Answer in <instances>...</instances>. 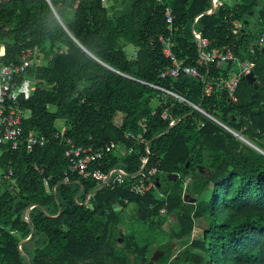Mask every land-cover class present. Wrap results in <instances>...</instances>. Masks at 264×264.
<instances>
[{
  "label": "trees",
  "instance_id": "1",
  "mask_svg": "<svg viewBox=\"0 0 264 264\" xmlns=\"http://www.w3.org/2000/svg\"><path fill=\"white\" fill-rule=\"evenodd\" d=\"M119 2L13 0L0 5V45L5 47L0 63L23 65L36 86L31 100L21 103L30 113L24 136L48 141L32 153L22 148L0 159V264L86 262L84 257L104 250L105 212L122 200L137 208L139 224L148 229L163 230L160 212L165 209L177 218L172 238L187 249L174 260L169 251L165 264H264V48L251 54L264 35V4L220 0L216 14L208 15L213 0H137L130 13L112 19L110 6ZM168 10L175 16L172 34ZM249 15L258 17L255 27L235 51L234 24L243 28ZM194 31L209 41V52L230 50L237 58L222 68L217 63L199 69L213 85L210 94L208 83L188 75L160 78L170 66L163 36H172L178 61L198 68ZM128 48L135 54L130 56ZM248 62L259 85L256 89L241 80L233 102L224 84L233 80L239 63ZM57 124L66 127L65 138L76 146L98 150L113 142L124 151L134 149L98 165L103 173L123 169L130 175L124 177L126 184L93 194L91 208L77 204L81 185L80 202L99 185L77 176L65 182L68 162L56 138ZM144 127L145 142L133 145L125 139ZM149 155L146 171L157 170L160 189L137 196L126 185L137 179ZM200 166L211 178L201 174ZM34 205L52 217L62 212L53 219L40 208L30 213L34 235L22 248L27 259L19 244L31 235L25 212ZM136 241L129 234L125 246ZM138 245V257L124 264L148 263L149 245Z\"/></svg>",
  "mask_w": 264,
  "mask_h": 264
},
{
  "label": "built area",
  "instance_id": "2",
  "mask_svg": "<svg viewBox=\"0 0 264 264\" xmlns=\"http://www.w3.org/2000/svg\"><path fill=\"white\" fill-rule=\"evenodd\" d=\"M13 0H0V5ZM162 2V0H159ZM215 7H218V0L213 1ZM174 13L168 10L166 19L169 26V32H173ZM2 20L0 18V27ZM235 30L239 32L241 25L234 24ZM195 38L200 44V57L197 63L198 68L187 67L182 62L178 61L174 54L175 43L172 36L160 38V43L163 45V52L165 59L170 63L160 75V78L178 79L181 75H188L195 79L208 83L207 93L210 94L213 90V85L201 74L200 70L203 67L211 64H225L233 60L234 54L230 51L213 50L208 51L210 43L206 39H202L199 35ZM259 45L264 46V35L260 38ZM254 52V49L252 50ZM4 55H0V60ZM252 72V64H247L239 73L235 74L233 80L225 82L224 89L229 93L230 99L233 102L237 101L236 93L242 77ZM36 91L35 83L32 79L26 77V69L23 65H2L0 63V159L6 152H16L25 148L28 153H32L35 149L44 148L48 141L44 137L24 136V122L30 118V113L23 110L21 103L30 101ZM199 109V107H196ZM201 110V108L199 109ZM174 125V122H171ZM58 129L57 139L62 140L63 146L66 148L65 157L67 160V168L65 172V182L69 181L70 176H77L84 180H94L98 185L118 184L124 185L127 173L120 168H112L108 172L103 173L98 165L104 162L113 154H118L121 147L116 143H111L101 149L85 148L76 146L72 139L65 138L67 129L65 126L56 127ZM147 130L144 127L143 133L135 136L132 134L126 135V140L133 145L145 142L144 136ZM146 152L149 153L147 145H145ZM133 149L128 153L131 154ZM147 159H143V166L146 164ZM148 165V164H147ZM146 165V167H147ZM97 166V167H96ZM135 177L136 182L132 186V191L137 195H146L151 193L155 187V175L157 170L150 169L146 171V167ZM95 167V169H93ZM9 176H13V171L9 170ZM46 184H48L46 182ZM163 214H166L164 211Z\"/></svg>",
  "mask_w": 264,
  "mask_h": 264
},
{
  "label": "crops",
  "instance_id": "3",
  "mask_svg": "<svg viewBox=\"0 0 264 264\" xmlns=\"http://www.w3.org/2000/svg\"><path fill=\"white\" fill-rule=\"evenodd\" d=\"M120 2L118 3V7L115 5V7H117L116 9L118 10L119 8H121L122 6H123V3L124 2H126L125 0H119ZM214 1V0H213ZM219 1V3H218V7L216 8L215 7V5H214V7L218 10L219 8H220V6H221V2H220V0H218ZM214 4V3H213ZM261 4H264V3H261ZM173 11V10H172ZM211 12V11H210ZM130 13V12H129ZM128 14V13H127ZM120 17V16H119ZM119 17H117V18H119ZM240 24V23H239ZM241 25V24H240ZM253 27H255V26H253ZM244 28V27H243ZM242 28V25H241V30L243 29ZM254 29V28H253ZM252 29V30H253ZM240 30V31H241ZM239 31V32H240ZM239 32H237V33H239ZM252 32V31H251ZM250 32V33H251ZM194 34H196V35H198L195 31H194ZM245 34H249V33H245ZM195 36V35H194ZM200 36V35H199ZM164 37V36H163ZM201 37V36H200ZM261 37H263V36H261ZM260 37V38H261ZM260 38H259V40H258V42H257V46L256 47H252L251 48V54H254L255 53V51H256V49L257 48H259V49H261V48H264V46L263 47H261L260 45H259V41H260ZM237 43H238V40L236 41V43L234 44V47H235V45L236 46H238L237 45ZM0 48H2L3 50H4V54L3 55H5V47L4 46H1L0 45ZM129 50H132L131 48H128ZM254 49V52H252V50ZM233 50H235V49H233ZM134 51V50H133ZM225 51H230V50H225ZM230 52H232L233 54H234V52L233 51H230ZM164 53V52H163ZM134 54H135V51H134ZM199 57H200V51H199ZM233 60H235V62L237 61V58L235 57V54H234V58H233ZM232 61V60H231ZM231 61H229L228 63H230ZM247 64H252V63H250V62H248ZM247 64H245V65H242V64H240L239 63V66L237 67V69H236V72H235V74H237V73H239ZM219 65V64H218ZM223 65V64H222ZM252 68H253V65H252ZM253 72V71H252ZM235 74H234V76H233V78L235 77ZM232 78V79H233ZM259 83V82H258ZM173 126V125H172ZM143 133V132H142ZM141 133V134H142ZM237 134V133H236ZM127 135V134H126ZM133 135V134H132ZM240 135V134H239ZM242 136V135H241ZM243 137V136H242ZM244 138V137H243ZM125 139H126V136H125ZM147 145V147H148V143L146 144ZM121 147V146H120ZM130 150H132V148H130L129 150L128 149H126L125 151H124V149L121 147V151L122 152H120V153H118L119 155H121V154H123V153H127V152H129ZM134 150V149H133ZM118 154H116V155H118ZM132 154V153H131ZM147 159V158H146ZM129 175V174H128ZM156 176V175H155ZM130 177V176H129ZM155 181V187H154V190L153 191H159V189H160V185H159V183H158V181L155 179L154 180ZM136 182V180L134 181L133 180V182L132 183H130V184H128V185H126V187H127V189L128 190H130L131 191V193L132 194H134V195H137L135 192H133L132 191V186L134 185V183ZM126 184V183H125ZM124 184V185H125ZM99 187H100V185H99ZM105 187H107V186H105ZM105 187H104V189H105ZM152 191V192H153ZM151 192V193H152ZM148 194H150V193H148ZM148 194H146V195H148ZM92 196V195H91ZM91 196H90V198H91ZM137 196H142V195H137ZM88 197V196H87ZM159 197L160 198H162V199H164V200H166L167 198L165 197V195L164 194H159ZM79 198V197H78ZM77 198V201H76V199H75V202L77 203V204H79L80 206H88L89 208H91L92 206H90L89 204H90V199L88 200V202H87V199H86V201L85 202H80L79 201V199ZM121 202H124L125 204L123 205V204H121ZM58 203V202H57ZM128 205H131L130 204V202H128V201H126V200H122V201H120L118 204H116V206L117 207H113V208H111V209H109V210H107L106 212H105V214H106V220H105V225H106V229H105V232H104V244L101 246V248H103L104 249V246H105V239H106V237L107 238H109L110 236H111V234L112 233H114V235L115 236H120L123 240H124V246H123V248H124V250H123V258L121 259L120 257H119V260H120V264L122 263V264H124L125 263V261H126V259H135V258H137L138 257V255H139V251H138V249H139V243L141 242L142 243V245L143 246H147V245H149V250H150V255H149V260H148V263L147 264H165V262H163L162 260H164L165 259V257H163L164 255H165V253L167 252H169V251H171V249L169 248V246L167 247V246H165V244H166V242L167 243H175V242H179V243H181V245H182V250H184L183 251V253L186 251V249H187V246H186V244H183L182 243V241H180V240H177V239H173L172 237V234H171V231H172V229L174 228V227H176V225L178 224V221H177V218L175 217V216H170V215H168V211L165 209V210H163L162 212H160V216H162L163 218H164V220H165V223H164V226H163V230H159V229H156V230H153V229H148V227L147 226H141L140 224H139V222H138V219H137V213H136V216H134L133 218H131V217H127L123 212H122V210H123V208H126ZM58 206V205H57ZM108 211H110V212H108ZM166 212V214H163V212ZM58 212H59V209H58ZM108 213H110V214H114L115 213V216L114 217H112V216H110V214H108ZM59 215H61V214H59ZM108 216H110V217H108ZM52 217V216H51ZM112 218V219H111ZM118 220L119 221H122V222H120V223H118ZM110 221H114L112 224H109V222ZM123 221H125V222H123ZM119 225H122V228H120L119 227ZM126 226V229H124V227ZM149 231H153V232H158V233H163V234H165V237H163V236H160V235H158V241H156V242H154V243H143V241L141 240L142 238H144V237H146L147 236V234L149 233ZM136 232H138V235L136 234ZM135 235L136 237H137V241H136V243L138 242V244H136V243H130V244H127V246H125V241H126V237L128 236V235ZM30 237V236H29ZM28 237V238H29ZM155 247L154 249H152V247ZM181 248V247H180ZM163 250H165V253H164V251ZM101 254H103L104 253V250L102 251V252H100ZM167 253H166V255H167ZM153 254V255H152ZM169 254H171V252H169ZM173 254V253H172ZM154 256H157V260H153V257ZM173 259V258H172ZM122 261V262H121Z\"/></svg>",
  "mask_w": 264,
  "mask_h": 264
},
{
  "label": "water",
  "instance_id": "4",
  "mask_svg": "<svg viewBox=\"0 0 264 264\" xmlns=\"http://www.w3.org/2000/svg\"><path fill=\"white\" fill-rule=\"evenodd\" d=\"M261 3H264V0H261ZM216 12H217V9L214 7V8L211 10V12L208 13V15H214V14H216ZM251 16H252V15H249L248 17H246V23H245V25H244V28L238 33V42H240V41L242 40V37L244 36L245 33H250V32L252 31V29L254 28L253 26H254L255 22L257 21L258 17H257V16H254L253 18H251ZM234 49H235V51L237 50L236 45H235ZM231 62H235V60H232ZM231 62H230V63H231ZM218 66H220V68H222L223 65H222V64H219ZM242 81H246V82H248V83H250V84H254V86L256 87V89H257V87H258V85H259V83L256 81V77H255L254 72H251V73L245 75L244 77H242ZM199 109H200V107H199ZM263 109H264V106H263ZM170 130H171V129H170ZM170 130H169L167 133H169ZM235 135H236L240 140L244 141L245 143H247L248 145H250V146L253 147L254 149H256V150H258V151H261V150L258 149L255 145H253L252 143H250L249 141H247L245 138H243L241 135H239V134H235ZM148 145H149V143H148ZM261 152L264 153V151H261ZM149 157H150V155L148 156V158H147V162H146V164L143 166L142 170H144V168L146 167V165L149 163ZM199 169H200L202 175L206 176L207 178H211V176H212V175H211V172H210L206 167H204V166H200ZM126 175H127V177L130 176V175H128V174H126ZM177 179H178L177 176H175V178H174L173 180H177ZM78 184L81 185V183H79V182H78ZM105 186H106V184H103V185H101L100 187H97V189L94 190L93 192H90V193L88 194V197H87V202H88V200L90 199V196H91V195H93V194L99 192L100 190H103ZM81 187H82L81 192L78 193V195L75 197L76 201H77V198L83 193L84 187H83L82 185H81ZM55 195H56V194H55ZM56 201H57V200H56ZM57 202H58V201H57ZM121 204L124 205L125 203H124V202H121ZM36 208H40V210L45 214V216L48 217V218H50V219L57 218V217L59 216V214H61V212H62V210L59 209L58 214H57L55 217H51V216H49V215L45 212V210H44L43 208H41V207H39V206H35V205H34V206H31L30 208H28V210L25 212V220H26V222H27V223L29 224V226H30V229H31V235H30L29 238L25 239L24 241H22V242L19 244V249H20L21 254H22L23 256H25L27 259H29V257L24 253V251H23L22 248H23V246H24L26 243H28V242L32 239V237H33V235H34V229L32 228V226H31V222H30V213H31L34 209H36ZM153 260H157V256H154V257H153Z\"/></svg>",
  "mask_w": 264,
  "mask_h": 264
},
{
  "label": "flooded vegetation",
  "instance_id": "5",
  "mask_svg": "<svg viewBox=\"0 0 264 264\" xmlns=\"http://www.w3.org/2000/svg\"><path fill=\"white\" fill-rule=\"evenodd\" d=\"M114 207H117V206L115 205ZM108 212H110V211H108ZM108 214H110V213H108ZM110 216L114 217L115 213L110 214ZM113 222L114 221H110L109 224H112ZM119 227L122 228V225H119ZM123 244H124V240L120 236H115L114 233H112L109 238L106 237V239H105L104 253L101 254L100 252H96V253H94V255L86 256V257H84V259H86L87 261L82 262V264H120L119 257L121 259L123 258V250H124ZM165 246H167V247L169 246V248L171 249V254L173 253L172 254L173 260L181 258L182 253L184 251V250H182L183 247H182L181 243H179V242L167 243L166 242ZM178 246L181 247V249L179 250V252H177L176 255H174V252ZM163 251L165 253V250H163ZM166 253L163 257L166 256ZM71 257L73 258L75 256L72 255Z\"/></svg>",
  "mask_w": 264,
  "mask_h": 264
},
{
  "label": "rangeland",
  "instance_id": "6",
  "mask_svg": "<svg viewBox=\"0 0 264 264\" xmlns=\"http://www.w3.org/2000/svg\"><path fill=\"white\" fill-rule=\"evenodd\" d=\"M119 1V0H118ZM126 2L123 3V6L121 8H119L118 10L116 9L117 7L115 6H110V17L112 19H115L119 16H123L127 13H129L132 9L133 4L137 1V0H125ZM129 50V49H128ZM129 55H134V51L133 50H129L128 51ZM122 116L119 115L115 121V123L117 125H119L122 122ZM63 124H57L58 127H61ZM236 136V135H235ZM237 137V136H236ZM122 212L127 216V217H131L133 218L134 216H136L137 213V208L134 207L133 205H128L126 208H123ZM124 229H126V226L124 227ZM200 232V231H198ZM158 235L165 237V234L163 233H158V232H153V231H149V233L147 234L146 237L142 238L141 240L143 241V243H154L156 241H158ZM155 247L153 246L152 249H154ZM181 248L178 246L177 249L174 252V255L177 254V252H179Z\"/></svg>",
  "mask_w": 264,
  "mask_h": 264
},
{
  "label": "clouds",
  "instance_id": "7",
  "mask_svg": "<svg viewBox=\"0 0 264 264\" xmlns=\"http://www.w3.org/2000/svg\"><path fill=\"white\" fill-rule=\"evenodd\" d=\"M4 54V50L2 48H0V55Z\"/></svg>",
  "mask_w": 264,
  "mask_h": 264
}]
</instances>
